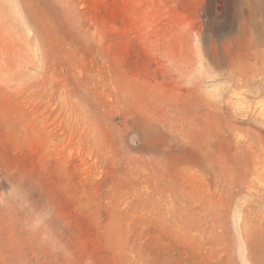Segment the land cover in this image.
Here are the masks:
<instances>
[{
    "label": "rangeland",
    "instance_id": "obj_1",
    "mask_svg": "<svg viewBox=\"0 0 264 264\" xmlns=\"http://www.w3.org/2000/svg\"><path fill=\"white\" fill-rule=\"evenodd\" d=\"M0 264H264V0H0Z\"/></svg>",
    "mask_w": 264,
    "mask_h": 264
},
{
    "label": "bare ground",
    "instance_id": "obj_2",
    "mask_svg": "<svg viewBox=\"0 0 264 264\" xmlns=\"http://www.w3.org/2000/svg\"><path fill=\"white\" fill-rule=\"evenodd\" d=\"M261 123V122H260ZM187 139V138H186Z\"/></svg>",
    "mask_w": 264,
    "mask_h": 264
}]
</instances>
